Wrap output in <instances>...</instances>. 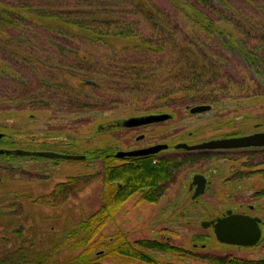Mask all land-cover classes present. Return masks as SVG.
I'll return each instance as SVG.
<instances>
[{"label": "trees", "instance_id": "obj_1", "mask_svg": "<svg viewBox=\"0 0 264 264\" xmlns=\"http://www.w3.org/2000/svg\"><path fill=\"white\" fill-rule=\"evenodd\" d=\"M262 1L0 0V85L12 89L9 94L12 97L15 92L28 95L36 91V84L56 86L38 77L31 63V59H36L46 61L51 70L66 67L67 74L83 77L81 86L92 87V93L82 88L75 94L82 99L77 104L80 111L103 108L107 103L104 90L115 92L114 95L147 91L152 93L150 99L168 98L186 108L200 103L212 108L220 106L231 99L233 87H240L246 97L263 98L264 34H260L264 33V22L255 17L264 14ZM237 33L244 36L242 41ZM251 41L262 43L255 45ZM40 52L44 55L40 56ZM56 57L60 60L57 64L52 61ZM6 61L21 64L29 74V81L11 72ZM247 77L255 79V85L246 84ZM11 80L22 86L13 89ZM59 87L76 88L68 82L60 83ZM94 95L96 99L91 103L88 99ZM109 101L112 104L121 98ZM191 156L129 157L125 164L115 166L99 150L97 160L104 161L100 175L101 204L78 222L77 230L82 234L74 247L82 250L67 264H103L100 261L103 251L95 253L103 247H109V254L147 263L157 261L145 250L188 253L153 239L136 242L140 250L124 234L110 244L94 242L87 246V243L132 195L139 194L150 203L160 201L165 192H160L159 186L171 182L177 170L198 158ZM260 173L264 177V170ZM71 185H58L56 193L61 199L62 195L67 196ZM232 261L264 264V259Z\"/></svg>", "mask_w": 264, "mask_h": 264}, {"label": "rangeland", "instance_id": "obj_2", "mask_svg": "<svg viewBox=\"0 0 264 264\" xmlns=\"http://www.w3.org/2000/svg\"><path fill=\"white\" fill-rule=\"evenodd\" d=\"M255 17L264 22L263 13ZM239 33L236 36L242 41L244 36ZM262 34L264 33L260 35ZM254 43L261 45L262 42ZM42 54L40 52V56ZM58 60L56 57L52 61L57 64L60 61ZM31 63L39 74L38 77L45 78L49 81L48 84L56 86L46 84L38 87L36 84V91L28 95L15 92L12 97L9 95L12 89L8 87L4 89V85L2 87L0 85V125L10 129H22L24 133L20 134L25 140L30 138L34 131L39 135L40 141H55L58 148L71 146L72 148L68 150L74 154L88 156L85 161L63 160L55 164L48 163L47 173L43 168V173H46L43 180L35 178L37 171L34 167L25 173L22 168L11 167V178L4 179L0 185V202L8 204L11 192L25 194V191L26 193L30 191L31 194L28 195L33 199L39 196L38 194L50 193L60 184H72L67 196L62 195V199L60 194L55 193L56 197L48 199L46 204L26 201L25 215L30 217L26 222V228L33 231L31 238L34 240V246L31 251L35 264H67L81 252L82 249L74 247L82 234L79 229L77 230L78 222L85 220L101 204L99 190L103 166L101 161L97 160V154L101 148L114 144V138H120L122 143L131 140L129 144H120L121 148L126 150L125 145L132 144H135L137 149L159 141L177 144L182 140L194 144L264 131V97L257 95L246 97V93L240 87L232 88L234 92L231 93L233 94L231 99L200 114L190 112L193 106L186 108L182 103L170 101L168 98L150 99L149 95L152 93L147 91H140L135 95L126 93L114 95L115 92L108 93L104 90L107 95L104 111L101 110L104 107L80 111L77 110V104L82 99L75 94L82 88L92 93V87L81 86L82 76L67 74L68 68L63 66L51 70L46 61L31 59ZM6 64L11 72L20 74L25 78L24 81H29V74L21 64L10 61ZM64 71L66 75L63 74ZM244 74L249 76L248 73ZM246 79V84L255 85V79L251 80L248 77ZM65 82L76 88L59 87L60 83ZM10 84L13 89L22 86L20 82L13 80ZM114 97L121 98V101L110 104L109 100ZM95 99L96 96L88 101L93 103ZM164 104L167 107H164ZM157 113H173L174 118L158 125L147 126L146 129L137 128L134 132H128L123 128H119L116 135L115 132L105 131L103 134L100 132L101 126L115 124L130 117ZM143 132L150 138L145 142L137 141ZM162 137L171 138L162 140ZM206 154L202 155V158L192 153L186 155L188 158H191V155L198 158L191 159V164H185L181 170L176 171L175 179L160 201L150 203L142 200L139 194L129 197L119 205L112 220L101 227L96 236L87 243V246L94 242L110 244L119 239L120 234H124L125 238L140 250L136 242L153 239L190 249L197 255L180 257L181 255L173 252L145 250L157 261L147 263L135 258L109 254V247H103L95 252L103 251L100 258L103 264H239L232 260L264 259V225L261 241L249 248L224 246L216 240L211 228L204 229L201 226L205 220L222 217L228 209L235 213L259 216L264 221V194H260L264 191V177L260 173V170L264 169V154L257 152L253 154L248 148L234 151L213 149ZM1 171L5 173L2 168L0 173ZM194 174L207 175L211 182L204 195L197 200L191 199L194 190L191 191L189 188ZM257 193L259 194L256 195ZM1 218L6 222L11 219L6 216ZM63 241L64 245H58ZM197 243L199 247L195 248ZM202 244L206 247H200ZM7 247L10 248V245ZM0 248L3 249V246Z\"/></svg>", "mask_w": 264, "mask_h": 264}, {"label": "flooded vegetation", "instance_id": "obj_3", "mask_svg": "<svg viewBox=\"0 0 264 264\" xmlns=\"http://www.w3.org/2000/svg\"><path fill=\"white\" fill-rule=\"evenodd\" d=\"M172 118H174L172 116ZM171 118V119H172ZM161 123V122H158ZM158 123L156 124H147L146 126H138L137 128H144L146 129L147 126H152V125H158ZM257 126V125H255ZM101 129V133L103 134V132L107 131L109 133L111 132H115L114 135H116V133L119 132V128H123V130H126L128 132H134L135 129L137 128H133V127H124L122 125V122H115L110 124V125H106L99 127ZM13 130H15V132H13ZM109 130V131H108ZM112 130V131H111ZM262 132V131H259ZM0 133L2 134V136L0 137V150H4L3 152L0 153V168H2L5 173L3 171H1L0 173V185L2 184V182L4 181V179L6 178H11V167H18V169H21L25 172L27 171H31V167H34L36 169V176L35 178H41L43 180V176L45 177L46 175V171H48V167L49 166L48 163H58L59 161H63L61 159H57L55 157H47V156H40L37 154H40L41 152H45V153H65L68 155H74V153L68 149H71V146H65V147H57V142L55 141H44V140H39V135H37L34 131H32L31 133V137L28 138L27 140L24 139V137L22 136L24 131H22V129L19 130L17 128L15 129H10L9 127L6 126H2L0 125ZM22 135H21V134ZM149 136H146L143 133H141L138 136L137 141L139 140V142H145L147 139H149ZM171 138V137H169ZM169 138H164L162 137V140H169ZM115 143L109 146H106L105 148H99L100 151H102V154L105 156H108V159L111 160L115 166L118 165H122L125 164L127 158H121L117 156V152L119 150H123V148H121L120 144H129L132 141L131 140H127L126 142L122 143L120 138H114ZM118 142V143H117ZM180 142H185V141H180ZM179 142V143H180ZM159 143H165V142H157L155 144H149L148 146H152V145H156ZM165 144H168L169 149L164 150L162 152H159V154H155L156 158H182V157H186L187 154H195L197 156H199L200 158H202V155H205L206 153H208L209 150H191V151H187L184 149H180V150H176L174 147L176 144L173 143H168L166 142ZM178 144V143H177ZM135 145V144H134ZM133 144L132 145H125L127 147L126 150H132V149H137ZM148 146H143V147H139V148H147ZM74 148V147H73ZM78 148V147H77ZM248 148L253 154L257 153H261L264 154V147H245ZM245 148H240V149H227V151H234V150H241V149H245ZM58 150H63V151H58ZM226 150V149H223ZM17 151H23V152H27V153H35V154H25V153H18ZM219 151V150H218ZM79 155V154H78ZM81 156H85L86 159V155H81ZM207 156V154H206ZM101 161V165L103 166L104 161L101 160V158L99 159ZM67 161V160H65ZM85 161V160H83ZM198 161V160H197ZM43 168L45 170L46 173H43ZM264 169H262L263 171ZM261 171V170H260ZM20 173V172H19ZM49 174V173H48ZM47 174V175H48ZM195 175V174H194ZM194 175L192 176V182L189 185V188L191 191L194 190V193L196 191V185H193V180H194ZM202 175V174H201ZM204 175V174H203ZM205 177H207V184H206V189L205 192L207 190V186L211 185V182L209 181V177L207 175H204ZM46 178V177H45ZM27 179V177H26ZM173 180L175 179V176L172 178ZM171 180V182L173 181ZM171 182H166V183H162L159 186V191H164L166 193V191H168L169 186L171 185ZM57 187V186H56ZM1 188V186H0ZM56 190L57 188L54 187V189L50 192V193H43V194H38L39 196L35 197V198H31L29 194L30 191H28V193L25 194H16L11 192L9 194L10 196V201L8 202V204L5 203H1L0 204V218L3 216H6L8 218H11L9 221H2V218L0 219V246H3V249L0 248V264H34V259H33V252L31 250H33V246H34V240L31 238L32 237V230L27 229L26 228V222L29 221L30 217L25 215V210H26V201L28 203H36V204H46V202L48 203V199H51L52 197H56ZM204 192V193H205ZM164 193V194H165ZM163 194V195H164ZM194 195V194H193ZM204 195V194H202ZM201 196V195H200ZM197 196L195 198H193L192 196V200H197L198 197ZM235 213V212H234ZM239 213V212H238ZM244 214V213H243ZM248 215V213L246 214ZM250 215V214H249ZM252 216V215H250ZM253 217H257V216H253ZM259 217V216H258ZM217 218V217H216ZM261 218V223H260V228L263 231V225H264V221ZM216 220V219H213ZM2 221V222H1ZM211 221V220H208ZM212 229V227H210ZM213 230V229H212ZM36 231V230H34ZM214 231V230H213ZM113 240V239H112ZM160 242V241H159ZM161 243H168L171 247H179L178 245H175L173 243L170 242H161ZM20 244V247H19ZM61 243H59L58 245H60ZM8 245H10V248L7 247ZM224 246H233V245H229V244H223ZM239 246V245H238ZM236 246V247H238ZM199 247L198 243L195 244L194 246ZM200 247H206L205 244H202V246ZM242 247V246H240ZM252 247V246H249ZM249 247H245V248H249ZM181 248V247H180ZM63 249V248H61ZM60 249V251H61ZM184 252H188L185 254H182L180 257H185V256H192V255H197V253L195 254L194 252H192V250H188V249H184L181 248ZM191 253V254H189ZM176 254V253H175Z\"/></svg>", "mask_w": 264, "mask_h": 264}, {"label": "water", "instance_id": "obj_4", "mask_svg": "<svg viewBox=\"0 0 264 264\" xmlns=\"http://www.w3.org/2000/svg\"><path fill=\"white\" fill-rule=\"evenodd\" d=\"M212 105L202 103L190 108L191 113L200 114L201 112L210 111ZM170 113H157L147 114L136 117H130L121 121L124 127L137 128L138 126H146L147 124H156L158 122L168 121L172 118ZM2 134L0 133V137ZM264 147V131L255 132L254 134H246L244 136L223 137V139H212L211 141H204L202 143L188 144L186 142H180L175 145L176 150L184 149L191 150H223V149H240L245 147ZM169 149L168 144L159 143L156 145L148 146L147 148H138L132 150H119L117 156L121 158L149 156L159 154L164 150ZM4 150H0V153ZM18 153H27L23 151H17ZM40 156L55 157L61 160L74 161L85 160V156L80 155H68L65 153H45L41 152L37 154ZM207 184V177L201 174H195L193 185H196L197 189L193 195V198L204 194ZM261 218L253 217L249 214L234 213L232 209L226 210L225 215L217 217L216 220H205L201 223V226L214 230L215 238L223 244H229L233 246H256L261 241L262 229L260 228Z\"/></svg>", "mask_w": 264, "mask_h": 264}]
</instances>
